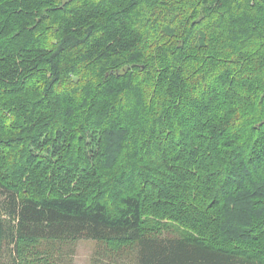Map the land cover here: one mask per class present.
Listing matches in <instances>:
<instances>
[{
  "label": "trees",
  "instance_id": "obj_1",
  "mask_svg": "<svg viewBox=\"0 0 264 264\" xmlns=\"http://www.w3.org/2000/svg\"><path fill=\"white\" fill-rule=\"evenodd\" d=\"M79 239L264 264V0H0V264Z\"/></svg>",
  "mask_w": 264,
  "mask_h": 264
},
{
  "label": "rangeland",
  "instance_id": "obj_2",
  "mask_svg": "<svg viewBox=\"0 0 264 264\" xmlns=\"http://www.w3.org/2000/svg\"><path fill=\"white\" fill-rule=\"evenodd\" d=\"M187 230L188 228L178 223L169 222L162 235L179 236ZM7 255L6 261H9L11 259L9 252ZM132 255L124 253L120 256L111 253L102 242L93 239H79L64 243L42 242L38 249L34 247L29 251L27 258L32 259L36 264H44L46 262L44 258H48L47 262L55 258L57 264H135Z\"/></svg>",
  "mask_w": 264,
  "mask_h": 264
}]
</instances>
